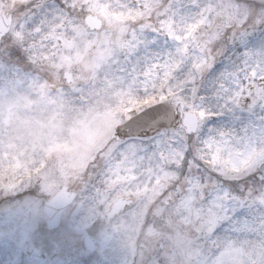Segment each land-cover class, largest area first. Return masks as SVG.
I'll use <instances>...</instances> for the list:
<instances>
[{
	"label": "snow or ice",
	"instance_id": "1",
	"mask_svg": "<svg viewBox=\"0 0 264 264\" xmlns=\"http://www.w3.org/2000/svg\"><path fill=\"white\" fill-rule=\"evenodd\" d=\"M37 69L112 113L100 188L0 183V264H127L97 204L118 181L196 220L212 254L189 264H264V0H25L0 71Z\"/></svg>",
	"mask_w": 264,
	"mask_h": 264
},
{
	"label": "rangeland",
	"instance_id": "2",
	"mask_svg": "<svg viewBox=\"0 0 264 264\" xmlns=\"http://www.w3.org/2000/svg\"><path fill=\"white\" fill-rule=\"evenodd\" d=\"M24 2L25 0H0V14L2 12L11 14L14 23L18 9ZM26 70L31 71L32 69L29 67ZM36 71L40 79L35 82L20 81L0 71V183L19 181L23 178L21 173L24 176H41L49 168V161L55 158L57 166L47 177L41 176L40 180L47 191L56 192L62 185L72 183L75 175L81 174L87 176L88 181L86 184L78 185L80 193L76 200L96 197L100 182L94 175L96 169L92 165L100 149L108 142L106 128L112 119V113L105 110L104 103L106 102L97 103L87 96H81L79 92L73 91L70 85H66L63 79L50 75L46 70L37 69ZM40 97L43 98L46 107L55 109L58 114L67 113L69 109L75 110L90 101L97 106L98 111L91 118V123L86 122L85 129L86 140L92 146V152L83 150L78 143L67 141H56L41 147L34 138L29 143L13 131L11 121L14 118L13 114L18 111V106L26 105L29 100ZM26 112L28 109H22L21 115ZM57 178H60L63 183H60ZM136 192L135 183L121 184L118 181L108 194H100V199L97 200L99 210L103 207L99 202L105 196L112 199L123 195L136 200ZM161 209L162 206L157 202H149L143 207L145 227L148 225H152L153 228L157 227L155 225L162 216L173 212ZM113 246L112 255L117 261L123 258L126 259L127 264H136L140 259L139 255L128 254L116 238Z\"/></svg>",
	"mask_w": 264,
	"mask_h": 264
},
{
	"label": "clouds",
	"instance_id": "3",
	"mask_svg": "<svg viewBox=\"0 0 264 264\" xmlns=\"http://www.w3.org/2000/svg\"><path fill=\"white\" fill-rule=\"evenodd\" d=\"M24 108L28 112L21 115ZM96 111L97 106L90 101L75 110L69 109L67 113L58 114L55 109L46 107L40 97L18 106L11 123L13 131L29 143L33 138L41 147L56 141L75 142L83 150L92 152V146L86 140L85 129ZM56 166L55 158L51 159L49 168L41 176L47 177ZM41 176H32L33 193L37 192L35 185L41 180ZM57 179L63 183L60 178ZM72 183L76 184V181ZM116 199L117 197L109 199L105 196L99 202L103 205L100 220L104 227L113 232L128 254L139 255L140 259L136 264H189L191 259L211 256V245L195 219L187 220L175 212H169L160 218L157 227H145L142 211L150 201L137 195L136 200L131 202L135 206L124 208L122 204L114 205L113 201Z\"/></svg>",
	"mask_w": 264,
	"mask_h": 264
},
{
	"label": "water",
	"instance_id": "4",
	"mask_svg": "<svg viewBox=\"0 0 264 264\" xmlns=\"http://www.w3.org/2000/svg\"><path fill=\"white\" fill-rule=\"evenodd\" d=\"M6 23H10L9 21L4 20L3 18H0V27H3L4 24ZM67 81V79H65ZM76 181H82L85 182L86 178L80 177V176H76L75 177ZM57 194L64 196L66 198H70V199H75L76 198V191L74 190V187H63ZM133 199H128L125 197H119L116 200H114V205L116 204H122V206L124 208H127L128 206L132 205Z\"/></svg>",
	"mask_w": 264,
	"mask_h": 264
},
{
	"label": "flooded vegetation",
	"instance_id": "5",
	"mask_svg": "<svg viewBox=\"0 0 264 264\" xmlns=\"http://www.w3.org/2000/svg\"><path fill=\"white\" fill-rule=\"evenodd\" d=\"M7 15H10V14L7 13Z\"/></svg>",
	"mask_w": 264,
	"mask_h": 264
}]
</instances>
